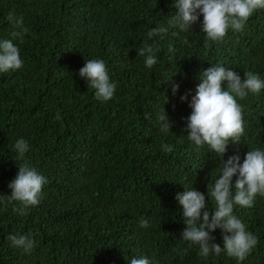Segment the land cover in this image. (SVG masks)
I'll use <instances>...</instances> for the list:
<instances>
[{"label":"trees","instance_id":"obj_1","mask_svg":"<svg viewBox=\"0 0 264 264\" xmlns=\"http://www.w3.org/2000/svg\"><path fill=\"white\" fill-rule=\"evenodd\" d=\"M175 3L0 0V39H12L23 61L21 69L0 73V195H11L8 185L23 162L14 149L19 138L29 143L25 159L47 179L40 203L26 215L13 211L19 202L0 203V264H130L134 257L153 264H264V196L251 207L234 206L233 214L258 238L243 261L224 251L202 257L198 245L189 247L181 239L186 225L176 198L195 188L212 212L208 185L220 175L222 159L243 160L248 150L264 149V89L237 97L244 133L224 156L207 145L197 150L185 131L203 71L222 65L242 79L250 71L264 80V9L242 31L229 29L205 47L202 16L187 31L169 25L178 14ZM10 12L24 16L29 31L23 42L11 36ZM158 27L168 31L149 39L148 31ZM145 43L158 49L152 68L138 56ZM91 59H102L117 84L108 102L98 101L79 75ZM171 81L179 85L176 95ZM163 108L167 133L158 120ZM141 217L148 228L139 226ZM28 233L35 240L30 253L6 239ZM210 235L223 249L221 230Z\"/></svg>","mask_w":264,"mask_h":264},{"label":"clouds","instance_id":"obj_2","mask_svg":"<svg viewBox=\"0 0 264 264\" xmlns=\"http://www.w3.org/2000/svg\"><path fill=\"white\" fill-rule=\"evenodd\" d=\"M175 7L178 14L169 18L171 26H179L187 31L203 17L201 31L206 34L205 47L208 41L219 42L229 31H242L249 18L259 9H264V0H176ZM7 20L14 29L13 38L23 42L29 29L25 26L23 15L10 12ZM165 27L153 28L148 31L149 39L166 33ZM185 44L188 43L185 39ZM172 50L171 48L169 49ZM155 44L145 43L139 50L138 56L144 57L146 67L152 68L157 63ZM23 67L19 48L12 39H0V73L19 70ZM79 75L86 80L89 88L95 90V98L101 102L110 101L116 91L117 84L110 80L107 66L102 59L85 60ZM173 95L179 91V85L171 81ZM227 88L225 90L224 85ZM264 89V80L257 74L245 72L244 78L222 65L213 66L200 75V83L196 87L189 107L192 109L187 118V139L197 150L207 145L212 152L224 154L230 142L239 143L244 133L243 109L237 102L246 98L249 93L258 94ZM167 96V92H165ZM190 93L181 97L187 101ZM150 114L145 119H150ZM56 119H60L59 113ZM162 123L161 131H170V123L164 111L158 114ZM17 159L23 161L18 166L16 178L9 183L11 195H0V203L16 201L21 207L13 211L23 216L27 209L40 203V196L46 177L39 174L35 167L25 159L29 152V143L19 138L14 145ZM162 150L171 152L173 148L162 145ZM220 175L214 183L208 185V196L214 204L212 212L208 210L206 196L195 188L187 189L177 194V200L182 207V219L186 225L182 231V240L189 247L199 246V255L207 257L210 253L219 255L222 251L229 257L243 261L258 243V238L249 232L245 224L233 214L234 206L251 207L255 197L264 196V149L252 148L248 150L243 160L239 155L231 156L225 162L221 161ZM233 177L235 191H233ZM139 226L149 227V221L143 217ZM220 229L222 232L223 249L215 243V237L210 233ZM6 239L13 247L30 253L35 245L32 233L9 234ZM187 249H185V252ZM130 264H153L147 257L131 258Z\"/></svg>","mask_w":264,"mask_h":264}]
</instances>
